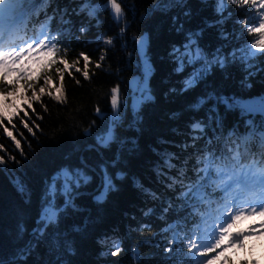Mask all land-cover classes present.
<instances>
[{
	"label": "trees",
	"instance_id": "obj_1",
	"mask_svg": "<svg viewBox=\"0 0 264 264\" xmlns=\"http://www.w3.org/2000/svg\"><path fill=\"white\" fill-rule=\"evenodd\" d=\"M87 2L99 6L95 16L88 14L85 0H52L46 9L54 17L52 31L60 33L62 41L56 59L74 64L71 75L65 71L61 81L56 69H63L62 64L42 69L25 61L31 71L26 80H19V92L14 89L15 72L0 85L7 88L0 93V110L5 113L0 127V157L5 159L0 164V264H176L179 242L165 252L172 236L166 229L178 224L179 230L188 231L200 216L182 206L181 184L173 185L172 179L194 180L198 155L234 147L233 141L253 127L264 130V111L249 113L242 107L248 98L264 103V55L251 60L252 67L238 58V49L254 38L239 21L250 19L256 10L228 3L219 14L216 0H116L123 13L117 22L108 0ZM45 18L41 11L29 27H38ZM143 34L147 67L137 49ZM109 39L111 44L106 43ZM197 47L209 60L219 49L224 66L214 63L202 71L203 60H190L189 50ZM81 53L90 58L87 80ZM197 74L196 84L185 88V81ZM45 76L51 84L45 83ZM134 79L141 83L139 89ZM41 85L44 94L41 88L34 91ZM61 85L64 103L54 99ZM113 88L118 89L121 118L114 127L115 139L104 147L97 137L112 121ZM142 90L144 98L135 108L127 104L121 116L123 101L141 97ZM33 95L40 101L32 100ZM13 112L18 115L9 124L7 117ZM197 122L203 131L193 129ZM250 147L257 150L259 145ZM62 168L80 169L91 179L74 189V206L64 208V196L57 193L56 204L62 209L58 223L41 235L34 230L46 190ZM103 170L112 175L115 187L97 201ZM114 241L120 244L116 256L111 255Z\"/></svg>",
	"mask_w": 264,
	"mask_h": 264
},
{
	"label": "snow or ice",
	"instance_id": "obj_2",
	"mask_svg": "<svg viewBox=\"0 0 264 264\" xmlns=\"http://www.w3.org/2000/svg\"><path fill=\"white\" fill-rule=\"evenodd\" d=\"M52 3V0H0V85L5 84L7 77L15 72L17 81L26 80L29 76L30 69L26 67L25 61L32 63L33 53L36 57H48L46 61L36 59V63L41 65L42 69H50L57 63L64 65L63 69L57 68L56 71L60 76V80L64 79V72L67 71L71 75V70L74 67L70 65L66 59L56 57L62 47V41L59 39L60 33L53 32L51 21L53 16L47 14V7ZM115 14L117 22L123 17L122 9L116 0H108ZM231 3L240 7H251L256 10V14L250 19L239 21L244 25V31L253 36L251 41H246L244 46L238 49L239 59L247 63L248 67H252L251 60L257 59L264 55V0H216V11L223 14L227 9V4ZM85 6L90 16H95L99 6L93 7L85 0ZM157 8L160 6L157 5ZM41 11L45 14V19L39 22L38 27H29L33 17L39 19ZM81 31H84L81 28ZM123 32V29L121 30ZM29 32L32 34L30 35ZM243 35V32H242ZM106 43L111 44V39ZM138 45L143 47L144 40L141 38L137 41ZM190 51V60H203L206 71L208 67L214 63L221 67L225 64V58L219 55V49L211 60L203 50L198 47L193 52ZM67 49H65V53ZM233 59L237 58V51L232 52ZM84 60V70L82 75L87 80L89 79L88 66L90 58L88 55L81 53ZM103 60V56L101 57ZM101 65L96 64L99 68ZM76 72H81L79 67H75ZM39 78V77H37ZM199 74L192 76L185 81V88L193 87ZM46 84H51L50 77H44ZM79 83V81H77ZM32 84H27V88H32ZM7 91V88H0V93ZM44 88L40 89V93L44 94ZM111 105L113 109V117L111 124L97 137V142L104 147H107L115 139L114 127L118 121V96L117 88L111 90ZM57 95L54 99L64 103L65 93L63 85L56 89ZM47 95L51 96L49 91ZM144 98V90L141 93V99ZM32 100L40 101L39 95H33ZM5 106L7 101L3 102ZM29 108H32L31 101L26 100ZM264 110V105H262ZM19 111H23L22 108ZM99 113V109H97ZM5 113L0 110V127L3 126ZM18 115V112H13L7 117L8 123L12 124L13 116ZM27 116L28 113L24 112ZM25 128L28 124L23 120ZM219 123V122H218ZM251 124V122H250ZM14 127V125H13ZM193 129L201 128L199 122L193 125ZM31 132V128H28ZM8 136L13 137L12 132L5 128ZM235 132L229 133L231 138ZM198 139V137H193ZM15 141V137H13ZM16 147L20 148L19 141H15ZM211 143V141H209ZM258 143L259 148L253 150L250 145ZM234 147H227L226 151H220L219 154L213 151L205 150L203 155H198L194 168L196 178L188 183L184 179H172V184L180 183L182 191L178 199L183 201L182 206H188L193 209V212L200 216V222L188 231H181L178 224H170L166 231H170L172 236L168 241V246L165 247V252L173 251L172 245L179 244L175 247L176 264H212V260L219 258V253L211 256L209 259H201L209 257L210 253H214L217 249L226 250L228 247L243 246L240 243V238L245 236V232H230V229L241 218L247 219L248 216L256 215L264 218V130H258L253 127V130L240 136L237 141H233ZM14 159V157H9ZM5 159L0 157V164H4ZM174 167V165H169ZM181 177H184V171L181 170ZM91 178L85 175L80 169L71 170L62 168L47 188V195L44 203L41 206L39 213L38 227L34 230L41 235L50 225L58 223L61 207L56 204V195L60 193L64 196V208L73 205V192L78 189L82 183H87ZM172 185H169L171 187ZM113 177L107 170H103L101 177V190L96 195L97 201H102L107 194L114 189ZM211 189V192H209ZM23 191V188H20ZM213 193L217 196H213ZM155 195V194H153ZM204 206V210L200 211L198 206ZM215 205V207H213ZM172 202H169V207H172ZM168 209H165L167 211ZM151 212V209H149ZM146 215L148 213H145ZM260 228H264V219L259 224ZM249 234L255 232V228L250 226L245 230ZM114 250L111 255L116 256L120 251L119 241L113 242ZM187 250L186 252L184 250Z\"/></svg>",
	"mask_w": 264,
	"mask_h": 264
},
{
	"label": "rangeland",
	"instance_id": "obj_3",
	"mask_svg": "<svg viewBox=\"0 0 264 264\" xmlns=\"http://www.w3.org/2000/svg\"><path fill=\"white\" fill-rule=\"evenodd\" d=\"M141 38H143L144 40V45L143 47H141L137 43V49L140 57L142 58V61L144 62L146 58V43H147L146 34L140 36L137 41H139ZM33 56L35 58L33 59L32 62H36V59H40L41 61L42 60L44 61L46 59V57H36L35 53H33ZM144 64L145 67H147V63L144 62ZM61 66L64 67V65ZM21 84L22 83H18L16 85L15 87L16 91L18 92L20 91L19 88L21 87ZM133 86L139 89L141 87V83L139 82L137 83L136 80L134 79ZM40 88H42V85L37 89H35L34 91L36 92ZM140 100L141 97H133L128 101V103L126 102V105L128 104L132 108H135L139 104ZM17 102H19V100H17ZM112 117H113V109H112L111 120ZM111 122L112 121H110L109 125L111 124ZM262 219L264 218L256 215L248 216L247 219L244 218L239 219L230 229V232L232 233L242 232V231L245 232V236L240 238V243L243 246L241 247L234 244L233 247H228L223 253H220L221 249H217L216 252L211 253L210 255L211 257L219 253V258L216 259V262L212 264H227L229 260H234V261L239 260L242 262L244 261L247 264H263L264 263V228L259 227V224ZM250 226L255 228V232L252 234H249L247 231H245L249 229Z\"/></svg>",
	"mask_w": 264,
	"mask_h": 264
},
{
	"label": "water",
	"instance_id": "obj_4",
	"mask_svg": "<svg viewBox=\"0 0 264 264\" xmlns=\"http://www.w3.org/2000/svg\"><path fill=\"white\" fill-rule=\"evenodd\" d=\"M262 105H264V103L259 102L256 105H254V99L253 98H248V99H244L242 101V107L244 109H246L249 113H260L263 112L264 110H262ZM123 115L126 113V100L123 101ZM121 118V117H120Z\"/></svg>",
	"mask_w": 264,
	"mask_h": 264
},
{
	"label": "bare ground",
	"instance_id": "obj_5",
	"mask_svg": "<svg viewBox=\"0 0 264 264\" xmlns=\"http://www.w3.org/2000/svg\"><path fill=\"white\" fill-rule=\"evenodd\" d=\"M123 115V112H121V116Z\"/></svg>",
	"mask_w": 264,
	"mask_h": 264
}]
</instances>
